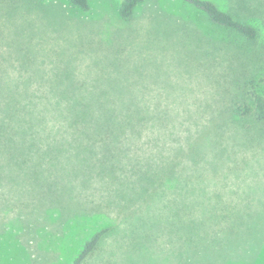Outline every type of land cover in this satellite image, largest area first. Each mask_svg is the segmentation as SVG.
<instances>
[{"label": "rangeland", "instance_id": "1", "mask_svg": "<svg viewBox=\"0 0 264 264\" xmlns=\"http://www.w3.org/2000/svg\"><path fill=\"white\" fill-rule=\"evenodd\" d=\"M12 1L21 12L0 15V113L8 93L35 91L41 108L57 89L105 90L154 114L121 139L127 156L153 170L176 160L184 181L129 202L120 179L101 182L80 147H57L37 164L9 134L0 141V264H74L105 227L83 264H264V123L234 112L264 94V0H252L253 43L180 0H143L130 20L120 0H91L87 12L70 0ZM175 224L192 228L184 251L155 244Z\"/></svg>", "mask_w": 264, "mask_h": 264}, {"label": "trees", "instance_id": "2", "mask_svg": "<svg viewBox=\"0 0 264 264\" xmlns=\"http://www.w3.org/2000/svg\"><path fill=\"white\" fill-rule=\"evenodd\" d=\"M142 1L120 0V17L130 20ZM180 1L205 15L212 25L229 35L249 43L261 38L257 20L254 15L249 14L254 9L251 8L252 0H224V8L215 0ZM70 3L80 11L87 12L91 8V0H70ZM20 12L18 2L0 0L2 17L11 18L13 14ZM23 81V77L16 79L17 83ZM57 90L43 94L56 102L41 108L36 103L38 94L35 91L8 93L9 97H5L6 113H0V141L9 134H16L19 137V143L14 147L18 149L16 153L25 154L29 158L35 155L34 163L37 164H41L45 155L54 152L57 147L59 152L67 151V144L71 148L75 145V149L80 147L81 152H87L85 157L88 165L91 164L90 158L96 159V165H93L95 167L91 168L101 182L107 180V176L120 179L121 191L118 194L128 198L129 202L135 199L150 202L165 191L163 187L167 183L173 180L183 183L184 180L176 176L178 161H162L161 165L153 170L152 162H147V167H144L139 156L132 158L125 152L126 147L121 139L140 135L144 119L154 116L147 107L121 101L116 95L105 90L88 91L76 86ZM251 94V103L234 108V112L242 117H251L258 123H264V94L256 90ZM55 140L60 141V144L54 142ZM110 183L111 181H108L109 185ZM110 230L111 227H105L95 232L85 242L74 264H83Z\"/></svg>", "mask_w": 264, "mask_h": 264}, {"label": "crops", "instance_id": "3", "mask_svg": "<svg viewBox=\"0 0 264 264\" xmlns=\"http://www.w3.org/2000/svg\"><path fill=\"white\" fill-rule=\"evenodd\" d=\"M185 229H192L191 227H184V224H175L172 226L165 227V231H161V235L155 238V244L159 245L163 249L178 248L176 250L184 251L186 250L185 245H192L194 238L187 234ZM191 248V247H190Z\"/></svg>", "mask_w": 264, "mask_h": 264}]
</instances>
